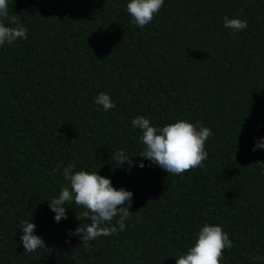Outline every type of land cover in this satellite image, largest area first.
Here are the masks:
<instances>
[{
  "label": "trees",
  "instance_id": "16d2710c",
  "mask_svg": "<svg viewBox=\"0 0 264 264\" xmlns=\"http://www.w3.org/2000/svg\"><path fill=\"white\" fill-rule=\"evenodd\" d=\"M129 2L8 0L3 22L18 18L27 39L0 45V264H176L206 223L233 241L221 264H264V149L252 150L264 138V0H164L143 28ZM225 15L247 28H225ZM100 92L115 108L95 103ZM137 116L202 122L208 158L168 174L138 155ZM69 164L133 193L125 229L114 218L117 234L90 249L69 234L90 223L76 218L86 209L68 203L56 222L48 203L70 187ZM23 220L47 247L25 252Z\"/></svg>",
  "mask_w": 264,
  "mask_h": 264
},
{
  "label": "clouds",
  "instance_id": "9594fccd",
  "mask_svg": "<svg viewBox=\"0 0 264 264\" xmlns=\"http://www.w3.org/2000/svg\"><path fill=\"white\" fill-rule=\"evenodd\" d=\"M164 0H130L126 8L133 18L134 23L143 28L150 23L160 11ZM8 0H0V45L11 44L18 39H27V29L20 24L18 18H11V25L3 22L8 18ZM243 13L240 9L238 15ZM224 27L239 32L247 28V21L224 16ZM95 103L101 105L105 111L115 108L114 102L106 92H100L95 98ZM134 128L141 130L140 137L144 149L138 154L152 164L158 165L168 174L180 175L186 171L198 168L208 158L205 142L212 135L211 129L202 122L193 124L187 120H177L162 127L153 126L150 119L137 116L132 120ZM257 148L264 149V138L257 140L253 151ZM114 159L120 165L128 164L130 171L134 165L132 157L125 154L123 149L114 154ZM264 163V162H261ZM143 161L139 167L143 168ZM75 166L69 164L63 169V176L70 184L61 186L59 194L48 201L50 209L55 213L54 220L59 222L67 219L66 204L74 201L75 205L86 209L81 212L78 220L87 219L90 223L80 224L70 235H77L82 240L85 249L91 248V242L101 236L117 234V227L112 225L117 218L120 231L126 227L125 221L130 218L129 211L133 193L124 188H115L111 179L100 175L97 171H74ZM37 225L30 220L21 221L20 236L25 252L32 253L41 247H47L43 238L35 234ZM234 247L222 226L206 223L196 234V238L186 252L178 254L176 264H221L225 249ZM260 260L261 257H253Z\"/></svg>",
  "mask_w": 264,
  "mask_h": 264
}]
</instances>
